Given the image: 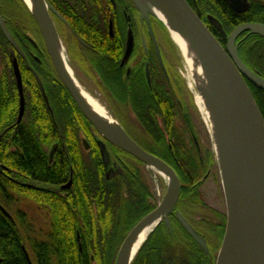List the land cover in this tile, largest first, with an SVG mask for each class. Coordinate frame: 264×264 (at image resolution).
Here are the masks:
<instances>
[{
    "label": "trees",
    "instance_id": "1",
    "mask_svg": "<svg viewBox=\"0 0 264 264\" xmlns=\"http://www.w3.org/2000/svg\"><path fill=\"white\" fill-rule=\"evenodd\" d=\"M45 1L58 15L53 14L56 23L66 32V39L73 43L81 41L88 49L90 62L110 84L111 90L118 97L129 98L136 118L153 140L154 147L150 150L168 162L184 183L198 179L203 173L199 154L196 150L188 152L182 137L187 128L193 130L189 116L180 111L168 89L161 87L160 93L157 84L146 85L143 71H138L139 75L133 72L130 79H122L119 64L124 54L128 24L120 11L124 0H115L119 10L117 14L113 13L112 38L108 32L109 13L114 10L111 0ZM185 1L195 13L193 1L204 13L216 16L226 37L242 24L264 25V0H248L249 8L244 13H236L224 0ZM149 22L151 25V19ZM156 22L166 34L163 25ZM151 28L156 32L155 22ZM208 29L225 48L226 37ZM247 38L238 42L239 58L264 78V38L257 35ZM8 51L0 33V164L7 170H0V204L10 213L12 211L16 220V227H11L0 217V264H114L126 235L149 212L147 189L124 169L121 173L115 170L114 174H108L112 162L104 163L95 146L88 158L82 154L89 143L87 131L93 135L97 133L49 69L35 71L43 82L48 109L34 75L22 66L25 111L21 122L16 124L19 98L8 63ZM157 72L158 68L151 69L153 81L159 77ZM117 81L122 83L120 90ZM251 92L264 120V91L253 88ZM164 104L177 106L173 109L182 116L184 130L181 124L171 127L169 122L163 128L157 126L156 116L166 111L159 110ZM171 137L173 143L169 141ZM50 145H55L62 153L54 161L45 150ZM69 179L72 181L70 189L62 191V195L54 191ZM29 181L35 186L33 190L21 186ZM11 194L32 201L30 224L26 223L28 214L21 209L20 202L16 209L12 207ZM167 227L159 225L156 228L131 264H214L213 254H204L185 238L174 239ZM222 228L223 224L219 239Z\"/></svg>",
    "mask_w": 264,
    "mask_h": 264
},
{
    "label": "water",
    "instance_id": "2",
    "mask_svg": "<svg viewBox=\"0 0 264 264\" xmlns=\"http://www.w3.org/2000/svg\"><path fill=\"white\" fill-rule=\"evenodd\" d=\"M129 1L137 10L140 20H144L147 24L148 33L153 42L155 53L159 61H161V56L150 27V18H154L156 21L160 22L168 34L170 29H172L197 49L208 65L215 88H217V91L220 92L222 97L225 110L223 135L221 136L223 141L222 165L219 164L215 151L214 154L218 164L224 194L226 225L215 264H241L245 246L249 247L251 264H264V240L257 226L252 224L249 218V197L255 174H258L261 181L264 197V120L246 83V81H248L256 88L264 91V79L250 71L242 63L235 45V42L243 33L257 35L264 38V25L247 23L237 26L228 36L226 46L223 48L185 0ZM224 1L236 13H243L249 7L247 0ZM22 2L29 11V8L23 0ZM32 2L34 7L45 10L44 14L46 17L43 19L32 15V13L30 14L38 26L46 52L50 58L58 80L74 101L80 113L91 124L102 139L117 149L136 158L143 164L155 169L169 181L167 193L160 205L137 223L119 247L114 264H124L126 251L135 236L146 225L156 220L164 219L172 212L179 197V180L175 173L164 162L146 153L134 141H132L120 125L117 124L119 133L115 134L110 131L109 127L105 126L93 116L87 105L77 93L75 86L58 57L47 25V22L49 21L52 25L55 38L60 41L50 17V12L57 15L56 12L45 0H32ZM146 7L159 10L171 28L169 29L168 25L153 16L151 13H148ZM207 21L216 29V31L225 36L218 20L212 16H207ZM0 27L5 38L10 44L15 46L5 29L1 18ZM109 36H113V24L111 20L109 22ZM132 46L133 37L131 31H129L127 33L122 64L125 63L130 56ZM11 63L19 98V109L16 121V124H19L22 120L25 109L23 86L16 60H12ZM38 84L44 102L49 109L47 97L39 79ZM83 145H86L84 140ZM98 146L102 161L108 163V154L105 151L104 144L99 142ZM2 212L7 215L3 210ZM183 225L187 232L194 237L201 247H203L204 242L192 233L187 224ZM135 255L129 264H131Z\"/></svg>",
    "mask_w": 264,
    "mask_h": 264
},
{
    "label": "flooded vegetation",
    "instance_id": "3",
    "mask_svg": "<svg viewBox=\"0 0 264 264\" xmlns=\"http://www.w3.org/2000/svg\"><path fill=\"white\" fill-rule=\"evenodd\" d=\"M111 2H112L114 10L113 12L109 13V22L111 19L112 24H113L114 23L113 13L114 12L115 14L118 13L119 6L118 4L115 3V0H111ZM124 2L125 4L120 9L121 13L125 16V19L126 18L128 19V24L126 27V39H125V45H124V52H125V47H126L127 33L129 31H131V34L133 37V46H132L131 54L128 57L127 61L122 64L123 57L120 60L119 66L123 71L122 79H125V80L130 79L131 74H133V72H136L139 75L140 72L138 71L140 70L141 72L143 71V78L146 82V85L152 87L153 84H157L158 86L156 85V89L160 93L162 92L161 87H163L164 89L166 88V90L168 89L167 92L170 95H172L174 99L177 101V105L180 111H183L189 116L190 124L192 125L193 130H190L188 128L185 130V135L183 134L182 136L184 139L183 140L185 144L184 146L187 148V151L190 153L196 150L197 154H199L201 170L203 171L202 175L198 179L193 180V182L189 184L184 183L182 181V178L178 177L176 171L172 168V166L168 162L164 161L162 158H160L159 155L155 154L156 153L155 151L150 150V147H154L153 142H152L153 140L151 136L148 134V132L145 130V128L142 126L140 121L136 118V115L131 108L129 98L127 97L125 100L122 97H118L111 90L112 88L110 84L107 83L105 79L100 76V74L98 73L99 71L97 70V67L92 62H90L88 58L89 52H88V49L84 46V44L81 41H79V43L69 42V40L66 39L64 30L62 29L60 25L56 23V18L51 12H50V17L52 19V22L55 28L57 29V33L59 34L58 37H60L59 39H62L64 42V45L66 46L68 58L70 59L69 60L70 66L72 68H76L77 66L78 69L83 72L86 80L88 81L87 83L91 84L98 92H100L101 95L104 96L106 100V104L109 106L113 114V117L115 118V122L116 123L118 122L117 124L121 126V128L124 130L127 136L132 141H134L146 153L164 162L175 173V175L177 176L179 180V197L175 204V207L173 208L172 212L168 216H166V218L160 219L157 221L155 227L148 234V236L146 237L142 245L147 241L148 237L156 231V228L159 225H164L165 227H167L166 225H168L167 230H168L169 235L174 236V239H177V237H180V238L182 237V238L187 239L188 241L194 243L196 247L206 255L213 254L215 257L214 259V264H215L216 256H217V253L219 251V248H220L223 236H224L225 225H226V210L224 213H221L207 206L206 203L203 201L201 192H200V189L203 186V183L206 182V180L208 179L210 175V172H211L210 168L214 166V159H213L212 153L209 152L208 150H204L201 148V141H200V138L197 136L198 129L194 128L195 122H194L192 109L189 110L187 106V109H188V113H187V109L183 110L184 102L179 101V99L177 98V95L179 92V86L181 85L180 83L181 81H179L178 77L176 76L173 63L162 52L159 39H157V33L152 29L153 28L152 27L151 30L153 32V35L155 37V40H156V43H157V46L160 52L161 61H159L158 57L156 56L154 45L149 36L148 26L146 22L144 20L143 21L140 20L137 10L134 8V6L131 4L129 0H124ZM247 3L249 5L248 0H247ZM193 4L197 10L195 14L199 17V19L203 22V24L207 28L216 30L207 21V16H209V14L204 13L200 5L197 4L195 1H193ZM225 4L229 7V5L226 2ZM108 11H110V8H108ZM0 18L3 20V25L5 29L7 30L8 34L10 35L12 42L15 44V46H13L12 44L9 43V41L5 38L1 30V27H0V33L5 39L9 47L7 58H8L9 66L12 71L13 78H14V74H13L11 62L14 59L17 62L19 71L21 70L23 66L28 71H30L32 75H34V78H35V81L38 87H39L38 79L41 82L42 86H43V82L41 81V78L37 75V73L35 72L36 69L42 72L49 69L52 71V73L57 78L54 72V69L52 67L50 58L46 52L45 45H44L42 36L39 32L38 26L35 23L32 16L30 15V13L28 12V10L26 9L25 5L22 3V1L21 0H0ZM215 19L220 22V20L217 17H215ZM130 24L132 26H130ZM151 25L152 26L154 25V20L152 18H151ZM108 32H109V26H108ZM113 34H114V24H113ZM228 36L226 37V34H225L226 42H227ZM248 36H249L248 33H243L242 35L239 36V38L235 42V45L237 47V53H238V42H242L243 40L248 39L247 38ZM252 44H251V47L254 46V44L253 45ZM152 52L154 53V55L151 54ZM70 53H73L75 55L76 57L75 61H73L70 58ZM152 68L159 69V72H157L159 75L157 81L156 79L155 81H153L152 79L153 78L151 75ZM247 68L250 71L256 73L259 77H261L259 72H257L255 69H251L249 67ZM161 74L163 76H160ZM261 78L264 79L263 77ZM14 81H15V78H14ZM80 81L84 85L83 87L86 93L91 95L92 97V92H91L92 90L89 89V87H87V85L82 80ZM246 83L250 91H252L253 88H256L248 81H246ZM116 84L118 86L117 88L120 90L121 88L120 86L122 84L121 81L120 82L117 81ZM125 87L127 89V83L125 84ZM127 91H129V89ZM158 95H159V98H162L159 93ZM41 96H42V93H41ZM175 107L177 106L172 105V104L171 105L164 104L163 107H161L160 105L159 110L160 111L166 110V111L163 115L156 116V120H157L156 124H158L157 126H159V128H163V125L169 122L171 127L173 125L175 127H178L177 125L181 124L182 130H184L183 128L185 124L183 123L182 116L180 117V114L177 113V111L173 109ZM183 112H182V115H183ZM89 125L92 129H94L90 123ZM132 131H134L136 134L133 135ZM163 132L165 133V130ZM87 133H89V136H88L89 139L87 138V141L89 143H87V146H86L87 150L83 151L82 153L83 155L84 154L88 155L87 156L88 158L90 153L92 152V149L93 148L95 149V147L96 149H98L99 154H100L98 143L102 142L104 144L105 151L108 154V163L112 162L111 168H109L108 174L110 175L114 174L115 170H117L118 173H121L122 169H124L126 172H128L129 175L136 176L138 181L142 183L141 186L145 190L147 189V192L149 195L146 201L149 204L150 209L148 213H146L144 216H142L137 221V223H139L144 217H146L148 214L153 212L160 205L161 201L163 200V198L165 197L167 193L168 187L162 199L158 200L155 194V188H154L155 182L152 183L149 177V174H147L148 170L151 171L155 169L143 164L142 162L132 157L131 155L110 145L108 142H106L104 139H102L99 136L96 130H95V133H97L96 135L91 134L92 132L89 130L87 131ZM169 141L173 143L174 138L171 137ZM45 150L47 151L48 157L49 156L52 157L51 158L52 161L57 159V156L59 154H62L55 145L53 147L52 145H50L49 147L45 148ZM2 169L7 171L0 164V170ZM156 172L159 173L158 171ZM11 181L17 184L14 180H11ZM71 185H72V181L71 179H69L66 184L55 187L56 190L53 187L51 189H54V191H59V195H60L62 191L70 189ZM21 186H25L26 188L31 189V190L35 188L34 184L31 181H29L25 185L22 184ZM9 200L12 203V207H14L15 209L18 207V202H20L21 209L25 210L26 213L28 214L26 223L30 224L32 222L30 221L32 220L31 217H33L30 215V210L33 209L32 201H30L29 199L23 200L19 198L17 194L9 195ZM2 210L6 212L7 215H5L2 212ZM0 217L6 222V224L8 223L11 227L13 226L16 227V220L12 214V211L10 213L1 204H0ZM137 223L134 225V227L137 225ZM183 224H187L188 227L191 229L192 233L197 238L201 239L204 242L203 247H201L200 244L194 239V237L187 232ZM222 224H223V228H222L223 234H222L221 239H219V235L221 231L220 227L222 226ZM0 230H2L1 225H0ZM142 245L140 246V248L142 247ZM213 252H215V254ZM1 261L2 259L0 258V263Z\"/></svg>",
    "mask_w": 264,
    "mask_h": 264
},
{
    "label": "bare ground",
    "instance_id": "4",
    "mask_svg": "<svg viewBox=\"0 0 264 264\" xmlns=\"http://www.w3.org/2000/svg\"><path fill=\"white\" fill-rule=\"evenodd\" d=\"M23 1L29 8V13H32V15H35L41 19L46 17L44 14L45 10L38 7L37 9L36 7H34L32 0ZM146 9L148 10V13H151L153 16L157 17L159 20L169 26L165 17L160 13L159 10L151 7H146ZM47 25L51 33L58 57L73 85L75 86L77 93L97 120H99L105 126L109 127L111 132H114L115 134L119 133L117 123L111 118L106 110L103 109L99 105V103L93 97H91V95L83 91V89L77 83L76 79L73 76L72 70L68 66L65 49L63 48L60 41L55 38L52 25L49 21L47 22ZM170 28L171 27L169 26V29ZM169 39L180 54L183 64L187 70L186 79L188 81L189 88L191 89V92H193L195 104L200 111L203 121L206 124V127L211 135L213 150L217 155V160L219 164L222 165L223 141L221 136L223 135L225 110L220 92L217 91V88H215L211 71L197 49H195V47H193V45L189 41H187L178 33H175V31H173L172 29H170L169 32ZM166 182L169 184L167 178ZM249 218L251 220V223L257 226L264 240V197L261 181L258 174L254 175L251 186V193L249 197ZM157 221L158 220L146 225L135 236L126 251L124 264H129L148 234L155 227ZM241 264H251V255H249L248 246H245Z\"/></svg>",
    "mask_w": 264,
    "mask_h": 264
},
{
    "label": "rangeland",
    "instance_id": "5",
    "mask_svg": "<svg viewBox=\"0 0 264 264\" xmlns=\"http://www.w3.org/2000/svg\"><path fill=\"white\" fill-rule=\"evenodd\" d=\"M207 14H209V13H207ZM209 16H212L213 18L216 17L212 14H209ZM153 20L156 23L157 39H159V43H160V46L162 48V52L173 63L176 76L178 77L179 81H181L180 82L181 85L179 86V92H178L177 98L179 99V101L184 102L183 110L187 109V106H188L189 110L192 109L194 122H195L194 128L198 129L197 130V136L200 138L201 148L211 152L213 159H214V166L212 168H210L211 169L210 175H209L208 179L206 180V182L203 183V186L200 189L202 199L206 203V205L209 206L210 208L217 210L221 213H224L226 210L225 200H224V194H223V190H222L220 172H219L218 164L216 162V158H215V154H214V150H213V142H212L211 135H210V133L206 127V124L203 121V118H202L200 111L198 110V108L195 104L193 92H191V89L189 88V85H188V81L186 79L187 70L183 64V61L180 57V54L178 53L176 48L173 46V43L170 41L169 34L168 33L165 34L160 29V27L158 26L156 20L154 18H153ZM55 30L57 32L56 28H55ZM64 34L67 37L66 32ZM58 36H59V34H58ZM60 42H61L63 48L65 49L67 63L70 66V64H69L70 59L68 58L66 46L64 45V42L62 39H60ZM70 58L73 61H75V59H76V57L73 53H70ZM70 69L72 70L74 78L76 79V81L80 85V87L83 89V91H85L84 87H83L84 85L82 84V82L80 80H82L87 85V87H89V89L92 90L91 91L92 97L99 103V105L103 109L106 110V112L108 114H110V116H112L113 120L115 121V118L113 117V114H112L109 106L106 104V100H105L104 96L101 95L100 92H98L91 84L87 83L88 81L86 80L83 72L81 70H79L77 66H76V68H72L70 66ZM188 109H187V113H188ZM132 134L135 135L136 133L134 131H132ZM147 174H149V177H150L152 183L155 182V186H154L155 194H156V197L158 198V200H161L162 197L164 196L166 190H167V187H168V183L166 182V178L164 176H162L161 174L157 173L155 170H151V171L148 170ZM213 253L215 254V252H213Z\"/></svg>",
    "mask_w": 264,
    "mask_h": 264
}]
</instances>
